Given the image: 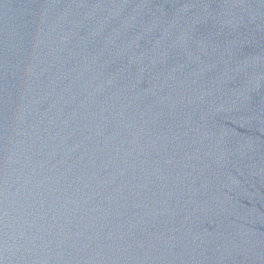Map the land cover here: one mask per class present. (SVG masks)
Listing matches in <instances>:
<instances>
[{"label":"water","instance_id":"95a60500","mask_svg":"<svg viewBox=\"0 0 264 264\" xmlns=\"http://www.w3.org/2000/svg\"><path fill=\"white\" fill-rule=\"evenodd\" d=\"M0 264H264V0H0Z\"/></svg>","mask_w":264,"mask_h":264}]
</instances>
